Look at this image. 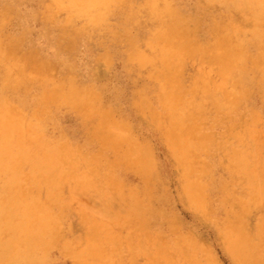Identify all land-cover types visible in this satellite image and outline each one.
Masks as SVG:
<instances>
[{
  "label": "rangeland",
  "instance_id": "1",
  "mask_svg": "<svg viewBox=\"0 0 264 264\" xmlns=\"http://www.w3.org/2000/svg\"><path fill=\"white\" fill-rule=\"evenodd\" d=\"M0 264H264V0H0Z\"/></svg>",
  "mask_w": 264,
  "mask_h": 264
},
{
  "label": "bare ground",
  "instance_id": "2",
  "mask_svg": "<svg viewBox=\"0 0 264 264\" xmlns=\"http://www.w3.org/2000/svg\"><path fill=\"white\" fill-rule=\"evenodd\" d=\"M84 104L86 105V107H89L90 105L87 103L88 102V98H86L85 100H84ZM90 108V107H89ZM155 116L156 115H154V118H155ZM238 229H239V227H238ZM2 248H4L3 246H2ZM10 252V251H9Z\"/></svg>",
  "mask_w": 264,
  "mask_h": 264
}]
</instances>
